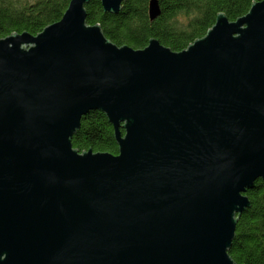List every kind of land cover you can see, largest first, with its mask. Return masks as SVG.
I'll return each instance as SVG.
<instances>
[{
  "label": "water",
  "instance_id": "95a60500",
  "mask_svg": "<svg viewBox=\"0 0 264 264\" xmlns=\"http://www.w3.org/2000/svg\"><path fill=\"white\" fill-rule=\"evenodd\" d=\"M89 1L0 37V264H245L229 248L264 179V0L181 50L115 43ZM91 109L118 153L73 146Z\"/></svg>",
  "mask_w": 264,
  "mask_h": 264
},
{
  "label": "trees",
  "instance_id": "16d2710c",
  "mask_svg": "<svg viewBox=\"0 0 264 264\" xmlns=\"http://www.w3.org/2000/svg\"><path fill=\"white\" fill-rule=\"evenodd\" d=\"M149 1L123 0L120 11L110 12L104 10L101 0H90L86 4L87 21L99 22L105 35L119 45L141 48L155 37L172 49L181 50L206 34L218 12L233 20L246 13L253 3V0H159L161 13L151 20ZM69 2L0 0V37L13 31L39 32L60 19ZM72 143L80 151L90 146L95 151H119L114 126L101 109H91L82 116ZM246 194L251 206L238 218L229 252L238 263L264 264V179H257Z\"/></svg>",
  "mask_w": 264,
  "mask_h": 264
}]
</instances>
